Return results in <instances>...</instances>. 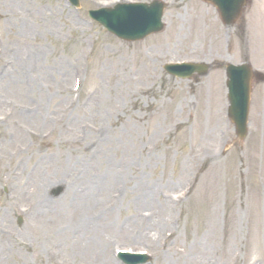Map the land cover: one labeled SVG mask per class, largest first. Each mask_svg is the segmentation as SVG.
Returning a JSON list of instances; mask_svg holds the SVG:
<instances>
[{
    "label": "rangeland",
    "instance_id": "374dc122",
    "mask_svg": "<svg viewBox=\"0 0 264 264\" xmlns=\"http://www.w3.org/2000/svg\"><path fill=\"white\" fill-rule=\"evenodd\" d=\"M6 1L0 264H121L117 250L144 252L148 264H189L177 256L181 250L216 264H264V83L253 87L248 135L238 142L226 118L223 75V64L242 61L264 73V1L251 0L226 28L212 6L161 0L163 33L125 43L86 17L107 0H81L79 11L64 0H31L29 10L51 18L52 27L41 18L30 49L20 52L4 27L5 11L12 28L20 12ZM128 1L153 0H119ZM201 61L211 70L191 81L162 70ZM16 65L27 68L20 77ZM74 200L82 209L76 227L52 211L63 202L77 207Z\"/></svg>",
    "mask_w": 264,
    "mask_h": 264
},
{
    "label": "bare ground",
    "instance_id": "6f19581e",
    "mask_svg": "<svg viewBox=\"0 0 264 264\" xmlns=\"http://www.w3.org/2000/svg\"><path fill=\"white\" fill-rule=\"evenodd\" d=\"M30 1L31 0H29V1L28 0H9V1H6V3H5L8 7L13 9L15 12L16 11L20 12V13L17 12V20L20 21V23L13 25L15 28H12L11 24H10L12 22V19L10 18L8 12L5 11V19H6L7 23L4 25V27H5L6 37L7 38L8 37H17L18 38V40L16 42L18 45V48L17 47L15 48V49H18L17 52H20V50L30 49L29 48L30 46H25V45H27L30 42L29 38H36L35 27L38 23L41 22V18H43L44 21L48 22L47 23L48 29L50 27H52L51 18H49L47 16H38L37 17V15L34 12L29 10V8L31 6ZM202 12L203 11H201V13ZM207 16H208V13L203 12L202 16L200 18H202V20H205ZM11 30H13L14 33H11ZM7 49H10V46H8ZM32 49H34V48H32ZM41 49L42 48L40 47L37 50H32L33 54H35V56L33 55L34 60H36V58H38ZM17 52L14 51V56L17 55ZM30 59H31V56H28L27 60H30ZM34 66H37V65L35 64V62H32L30 68L34 69L35 68ZM15 68H17V69H15L16 71L14 72V75H18L19 77L21 76V71L26 72L25 69H27L26 67H22V66H18V65H16ZM8 75H12V74L8 73ZM36 172H37V169L34 170L35 184L37 185L38 179L36 176ZM42 178H45V177H42ZM45 181H46V178H45ZM39 182H40V184H39L40 187L44 185L43 181L42 182L39 181ZM45 204H46V202H45ZM45 204H44V201L42 200V201H40V204L36 205V213L38 215H43L44 211H42V209L44 210ZM73 204L77 207H72V209H70L67 205L64 204V202L60 203V204L57 203L52 208V211H53V214L55 216L58 215L60 217H64L63 220L65 222H70L71 224H73L74 227H76L78 224L81 223L82 209H81V204L79 201L74 200ZM64 209H70V211H65ZM162 210H163L162 206L159 207V209H158L159 213L162 212ZM66 213L70 214V219H67L64 216ZM161 215H163V213ZM213 218H214V215H211L210 220ZM160 220L162 221L163 224L166 225L167 221L165 219H163V217L160 218ZM66 225H69V224H66ZM74 227H70L68 229H74ZM144 232H149V230L144 229ZM155 233L158 234L157 231ZM79 240H81V237L79 235L76 236V238L74 240H72L73 241V244H72L73 248L71 249V251L74 254L80 253V251H81V249H80L81 246H79L80 244L78 243ZM12 246L17 247V245H15L13 242H12ZM177 256H179L183 259L187 258V262L189 264H216L215 262H211L210 259H208L204 256H201V253L193 256V255H191V253H189L187 255V254H185V250H181L177 253ZM5 259H9V258H5ZM25 262L26 261L24 260L23 263L25 264ZM236 263H237V258L234 259V264H236Z\"/></svg>",
    "mask_w": 264,
    "mask_h": 264
},
{
    "label": "water",
    "instance_id": "95a60500",
    "mask_svg": "<svg viewBox=\"0 0 264 264\" xmlns=\"http://www.w3.org/2000/svg\"><path fill=\"white\" fill-rule=\"evenodd\" d=\"M211 2L217 9L219 10L223 20L227 23L233 22L234 19L237 18L240 7L244 4L245 0H204ZM160 8V6H158ZM161 9L155 14L153 18V14L143 20V25L152 30H145L141 33L137 38L143 37L146 34L151 32H155L161 29L160 25V15ZM118 20L111 22L107 25V28L111 31L121 32L124 25L121 22H124L122 16L124 13L121 12L118 14ZM119 24L116 25V23ZM152 24V25H151ZM116 25V26H114ZM151 25V26H150ZM139 32V31H137ZM120 37L131 40L134 39L130 35L119 34ZM190 68H181L179 70H168L170 74L185 77L190 76L191 73L199 67L189 66ZM227 74L229 78L228 89H229V99H230V117L232 122L235 125L237 135L240 139H243L246 134V119L248 113V102H249V78H248V70L244 67L238 68V70L234 69L231 66L227 68Z\"/></svg>",
    "mask_w": 264,
    "mask_h": 264
}]
</instances>
